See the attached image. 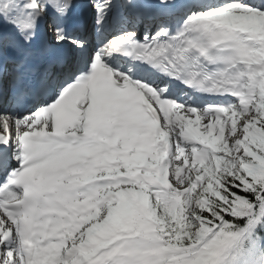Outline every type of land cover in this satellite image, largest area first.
Returning <instances> with one entry per match:
<instances>
[{"label": "snow or ice", "instance_id": "obj_1", "mask_svg": "<svg viewBox=\"0 0 264 264\" xmlns=\"http://www.w3.org/2000/svg\"><path fill=\"white\" fill-rule=\"evenodd\" d=\"M73 3L0 0V264H264V38L205 19L261 23L264 0H159L169 15L190 13L178 36L208 42L169 51L161 28L151 47L132 45L145 60L175 66L189 49L213 59L210 49L229 46L226 67L198 84L235 100L198 107L102 62L135 31L87 51L63 26ZM89 3L98 24L114 7ZM33 9L59 17L52 42L34 43Z\"/></svg>", "mask_w": 264, "mask_h": 264}, {"label": "bare ground", "instance_id": "obj_2", "mask_svg": "<svg viewBox=\"0 0 264 264\" xmlns=\"http://www.w3.org/2000/svg\"><path fill=\"white\" fill-rule=\"evenodd\" d=\"M258 26H261V24H259ZM257 26V27H258ZM263 33H264V26H263ZM261 38H264V34L261 36ZM72 53V52H71ZM71 53H70V55H71Z\"/></svg>", "mask_w": 264, "mask_h": 264}, {"label": "trees", "instance_id": "obj_3", "mask_svg": "<svg viewBox=\"0 0 264 264\" xmlns=\"http://www.w3.org/2000/svg\"><path fill=\"white\" fill-rule=\"evenodd\" d=\"M233 191H236V189H233ZM210 204H211V201H210Z\"/></svg>", "mask_w": 264, "mask_h": 264}, {"label": "rangeland", "instance_id": "obj_4", "mask_svg": "<svg viewBox=\"0 0 264 264\" xmlns=\"http://www.w3.org/2000/svg\"><path fill=\"white\" fill-rule=\"evenodd\" d=\"M205 226H207V225H205Z\"/></svg>", "mask_w": 264, "mask_h": 264}]
</instances>
